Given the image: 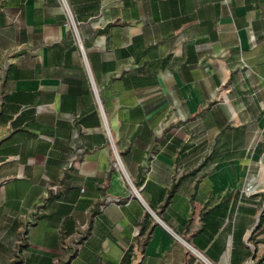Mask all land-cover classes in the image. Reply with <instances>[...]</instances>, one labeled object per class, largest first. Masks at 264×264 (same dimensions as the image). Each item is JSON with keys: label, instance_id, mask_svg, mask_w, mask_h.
I'll return each instance as SVG.
<instances>
[{"label": "crops", "instance_id": "crops-1", "mask_svg": "<svg viewBox=\"0 0 264 264\" xmlns=\"http://www.w3.org/2000/svg\"><path fill=\"white\" fill-rule=\"evenodd\" d=\"M67 2L0 0V264H256L264 0Z\"/></svg>", "mask_w": 264, "mask_h": 264}, {"label": "built area", "instance_id": "built-area-1", "mask_svg": "<svg viewBox=\"0 0 264 264\" xmlns=\"http://www.w3.org/2000/svg\"><path fill=\"white\" fill-rule=\"evenodd\" d=\"M225 2H229L230 0H223ZM61 6H62V9L63 11L66 13L67 17H68V25L70 26H73V23L70 19L71 17V9L68 5V2L67 0H59ZM254 190V186L252 185H249L247 186L245 189H244V192L246 194H249L250 192H252ZM63 248L66 249L67 251H71L70 255H74L76 253H78L81 249H82V244L80 242H77V241H71L70 239H66L63 243ZM206 262V264H212L206 260H204ZM59 258H55L54 261H53V264H59ZM264 264V262H263Z\"/></svg>", "mask_w": 264, "mask_h": 264}, {"label": "trees", "instance_id": "trees-1", "mask_svg": "<svg viewBox=\"0 0 264 264\" xmlns=\"http://www.w3.org/2000/svg\"><path fill=\"white\" fill-rule=\"evenodd\" d=\"M264 262V257H262L256 264H263Z\"/></svg>", "mask_w": 264, "mask_h": 264}]
</instances>
